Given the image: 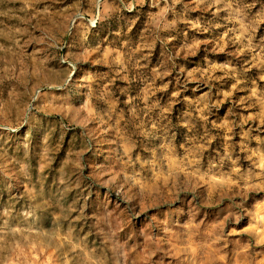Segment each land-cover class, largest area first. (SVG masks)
I'll use <instances>...</instances> for the list:
<instances>
[{"label": "clouds", "instance_id": "1", "mask_svg": "<svg viewBox=\"0 0 264 264\" xmlns=\"http://www.w3.org/2000/svg\"><path fill=\"white\" fill-rule=\"evenodd\" d=\"M0 264H264V0H0Z\"/></svg>", "mask_w": 264, "mask_h": 264}]
</instances>
